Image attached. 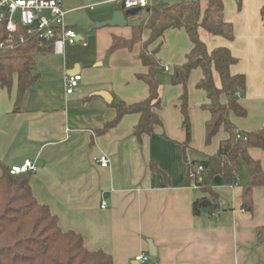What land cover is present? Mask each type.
Masks as SVG:
<instances>
[{
	"label": "crops",
	"instance_id": "crops-1",
	"mask_svg": "<svg viewBox=\"0 0 264 264\" xmlns=\"http://www.w3.org/2000/svg\"><path fill=\"white\" fill-rule=\"evenodd\" d=\"M183 1L194 0H148V5ZM221 1L223 20L232 24L234 38L209 34L202 27L198 35L209 52L215 47L231 50L236 62L230 73H243L246 81L237 93L246 114L230 112L231 122L241 131L259 130L264 128V0ZM62 5L65 24L77 32L78 41L65 44L62 53L52 47L34 55L39 77L18 110L16 76L10 91L0 86V172L33 160L37 167L27 176L38 202L56 215L60 228L80 233L87 249L112 254L113 264H264V186L253 187L252 210L243 208L245 168L240 184L225 185L220 175L214 176V214L192 212V203L207 194L187 182L188 163L213 155L228 137L220 127L210 144H203L210 114L202 108L208 97L196 86L202 69H193L187 79L191 138L185 152L181 83H160L161 125L150 135L141 140L134 136L138 113L124 114L103 132L105 122L115 117L113 100L134 104L148 95L147 84L137 78L147 72L138 58L140 44L108 53L112 36L129 39L131 25L144 10L126 16L125 26L95 27L124 9L118 0H62ZM199 5L203 13L207 0ZM149 34L144 29L141 38L147 40ZM159 42L161 72L170 76L186 62L193 45L182 27L165 29L149 49ZM76 73L81 74L77 88L66 94L65 77ZM213 79L219 87L215 70ZM99 91L108 92L112 101L97 95ZM248 152L264 170V148L250 147ZM102 154L109 158L106 167L96 162ZM152 162L159 171L151 169ZM149 240L154 257L148 252ZM140 253L150 256L145 263L134 260Z\"/></svg>",
	"mask_w": 264,
	"mask_h": 264
},
{
	"label": "trees",
	"instance_id": "trees-1",
	"mask_svg": "<svg viewBox=\"0 0 264 264\" xmlns=\"http://www.w3.org/2000/svg\"><path fill=\"white\" fill-rule=\"evenodd\" d=\"M207 5L203 13H201L199 0L147 5L140 10L145 11L146 17L131 25L129 39L112 36L108 53L118 48L130 50L133 45L140 44L138 58L147 68V72L137 74V78L147 84L148 95L134 104L113 100L115 117L106 121L101 128L104 132L117 125L124 114L138 113L140 118L133 128V134L141 140L143 135L154 132V126L161 125L158 109L160 108L159 73L162 68L157 58L161 42L152 49L148 47L150 43L162 38L165 29L184 28L193 47L187 55L186 62L175 67L170 75L171 83L183 85L180 96L182 126L186 132V139L182 143L183 151L185 152L191 138L187 79L190 72L197 67L202 69L203 77L196 86L205 91L209 100L202 105V108L210 114L204 123L205 142H210L220 127L228 133L227 139L220 142L216 153L206 156L203 160L188 163V171L199 164L202 165V170L193 183L207 194L192 203V212L195 215L202 210L212 215L217 210L218 195L211 186L215 175H220L225 185L240 184L242 182L241 168H245L247 177L243 183L241 204L243 208L249 210L253 208V187L264 186V170L260 161L252 158L248 152L250 147L264 148V128L248 132L241 131L230 119V112L241 117L246 114L237 96V93L245 88V75L230 73V65L236 62L231 50L227 47H215L209 52L198 35V28L202 27L209 34L232 40L233 26L230 22L223 20L224 5L221 0H207ZM144 29L150 30L147 42L142 41L141 38ZM19 36L24 38V43L19 42ZM1 42L5 44V47H0V86L10 91L16 76L17 94L14 103L15 110H18L27 90L36 84L39 77L33 68L34 55L50 51L52 41L37 40L21 29L9 34L4 27H1ZM11 43L14 47L9 49ZM214 70L221 82L219 87L213 79ZM150 167L160 170L154 162ZM187 182H191L189 175ZM203 199H208L210 204L202 205L200 202ZM0 264H113V257L112 254L101 249H87L80 233L60 228L56 215L46 204L38 202L33 195L27 174L12 176L8 173V168L2 167L0 172Z\"/></svg>",
	"mask_w": 264,
	"mask_h": 264
},
{
	"label": "built area",
	"instance_id": "built-area-1",
	"mask_svg": "<svg viewBox=\"0 0 264 264\" xmlns=\"http://www.w3.org/2000/svg\"><path fill=\"white\" fill-rule=\"evenodd\" d=\"M124 9L132 7L146 8L148 0H118ZM67 11L63 8L62 0H0V28L4 27L10 33H15L21 29L28 36L37 40L52 41L54 53H62L64 45L76 43L77 32L65 24V15ZM19 42L24 43L23 37L19 36ZM85 45V42L83 43ZM0 47H5L3 42ZM14 47L10 44L9 49ZM169 68L165 67V70ZM81 74L76 73L65 77V92L72 94L77 88ZM245 140V137H243ZM96 162L101 167L109 164L107 155H100ZM37 164L33 160H25L20 164H13L8 168V173L12 176L17 174H28L35 171ZM202 170V165L190 169L188 175L193 183L197 174ZM194 184V183H193ZM102 208L106 207L103 202ZM149 255L140 253L134 258L137 263H145Z\"/></svg>",
	"mask_w": 264,
	"mask_h": 264
},
{
	"label": "water",
	"instance_id": "water-1",
	"mask_svg": "<svg viewBox=\"0 0 264 264\" xmlns=\"http://www.w3.org/2000/svg\"><path fill=\"white\" fill-rule=\"evenodd\" d=\"M140 10H141L140 7H132V9H117L116 11L113 12V14L111 15L110 18L103 20L102 22L97 23L95 27H102V26H106V25L125 26L128 24L127 20H126V16H132V15L136 14L137 12H139ZM96 94L101 96L103 99H105L108 102L112 101L110 94L106 91H99V92H96ZM200 203L202 205H209L210 201L208 199H203ZM148 252L153 257H154V255H156L155 247H153V244L150 240L148 241Z\"/></svg>",
	"mask_w": 264,
	"mask_h": 264
},
{
	"label": "rangeland",
	"instance_id": "rangeland-1",
	"mask_svg": "<svg viewBox=\"0 0 264 264\" xmlns=\"http://www.w3.org/2000/svg\"><path fill=\"white\" fill-rule=\"evenodd\" d=\"M143 15L140 17V18H138L137 20H135V22L134 23H137V22H139V21H141L142 19H144L145 17H146V13L143 11ZM143 32V31H142ZM149 37V36H148ZM149 39V38H148ZM148 39L147 40H143L142 39V41H144V42H147L148 41ZM151 44V43H150ZM150 44H149V46H150ZM148 49H149V47H148ZM168 83V84H171L172 85V83L170 82V76H169V74H167V73H165V74H163L162 72H160L159 73V83ZM198 112H200V110H198ZM190 127H191V119H190ZM203 144H205V145H209L210 144V142H208V143H206L205 142V136H204V138H203Z\"/></svg>",
	"mask_w": 264,
	"mask_h": 264
}]
</instances>
